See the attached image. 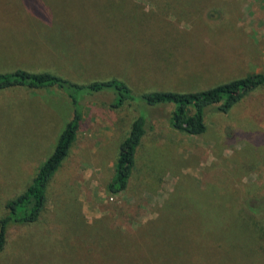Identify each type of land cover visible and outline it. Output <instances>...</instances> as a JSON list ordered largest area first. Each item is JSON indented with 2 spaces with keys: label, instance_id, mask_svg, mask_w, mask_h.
Returning a JSON list of instances; mask_svg holds the SVG:
<instances>
[{
  "label": "rangeland",
  "instance_id": "374dc122",
  "mask_svg": "<svg viewBox=\"0 0 264 264\" xmlns=\"http://www.w3.org/2000/svg\"><path fill=\"white\" fill-rule=\"evenodd\" d=\"M18 69L80 84L118 78L136 94L209 89L264 73V0H0V73ZM112 99L82 101V126L50 183L43 224L10 223L0 264L77 256L108 264L127 250L134 264H264V87L228 114L209 109L201 136L171 127L173 106L148 110L150 130L130 186L118 195L108 185L137 112L113 109ZM73 114L57 89L0 92V219L52 155ZM78 195L94 206L142 210L148 225L160 211L175 214V223H206L207 240L189 244L191 236L178 231L185 227L159 224L126 242L112 234L110 220L87 226Z\"/></svg>",
  "mask_w": 264,
  "mask_h": 264
},
{
  "label": "trees",
  "instance_id": "16d2710c",
  "mask_svg": "<svg viewBox=\"0 0 264 264\" xmlns=\"http://www.w3.org/2000/svg\"><path fill=\"white\" fill-rule=\"evenodd\" d=\"M262 87H264V73L250 74L204 90L151 91L142 94H136L118 78L80 84L52 72L37 73L18 69L0 73V92L16 88L57 89L68 96L74 109L73 118L59 137L52 155L40 167L27 189L7 203L8 213L0 219V253L5 249L7 228L10 223L31 225L41 219L47 203L50 183L69 156L81 129L82 101L86 97L110 94L113 96L110 104L113 109L131 106L137 112L128 135L120 145L114 176L108 185V192L118 195L126 192L130 186L137 165L138 149L150 130L152 118L148 110L173 106L169 118L171 127L189 136H201L208 130L209 109L216 108L217 112L228 114L250 93ZM206 222L209 223L207 220ZM205 225L198 226L203 230L206 229L207 232Z\"/></svg>",
  "mask_w": 264,
  "mask_h": 264
},
{
  "label": "crops",
  "instance_id": "0c3cea01",
  "mask_svg": "<svg viewBox=\"0 0 264 264\" xmlns=\"http://www.w3.org/2000/svg\"><path fill=\"white\" fill-rule=\"evenodd\" d=\"M76 198H77V201L79 202L78 208L81 213V218L87 226H91V225L94 226V224H96L97 222H107L108 220H110L109 228L112 234L114 235L115 232H117V235L126 237V242L128 241V239L135 242L136 240L142 238L141 236L142 234H145V232L155 233L157 231L156 228L160 227L159 224H163L169 227H172L175 225L176 227H180V226L185 227V228H180V230L178 231L180 232L181 235L184 233H187L189 234V236H191L193 241H191L189 244L194 243L195 245V242L201 243L204 240V238L207 240L206 232L205 230H203L202 232V228H199L198 226L199 224L197 225L196 223V226L192 227V222L186 221L184 217H180L181 218L180 223H175V220L173 221V217L175 214L171 217L165 216L166 211L157 212L158 213L157 217L150 220L152 222V225H148L149 222L144 221V217L142 216L143 215L142 210L141 211L139 210V213L138 211L135 210V212L133 213L131 207H127L126 209L124 206H121L122 204H117V203L116 204L109 203L105 205L100 203L101 205L94 206L93 202L90 203L86 201L87 198H82V196L80 195L76 196ZM59 199L60 198H58V200ZM47 202H48V196H47ZM98 206H100L99 211L97 210ZM118 207H121V211L118 209ZM55 209H56V204H55ZM46 210H47V203L45 205V209L43 211L40 221H38V223L35 224V226H39L43 224L42 218H43V215L46 213ZM166 214H169V212ZM186 228L187 230H185ZM33 230H35V228ZM86 230L88 231L87 232L88 236L91 237L92 232L90 231V229L87 228ZM23 232L24 231H22L21 233ZM6 239H7V242H6L5 249L3 251L4 254L7 251L8 242H9L8 228H7ZM15 240H14V245H12L11 248L15 247ZM142 242H144V240ZM184 243H188V242L185 241L184 239ZM138 256L139 255H136L134 257L137 258ZM85 259L86 257L84 256H77L71 262L70 261L66 262L63 260V263H60L61 260H58V261H59V264H91L85 261ZM39 264H45V263L41 261V263ZM108 264H134V263H131V260H129V253L127 250L126 254H123V256H121V259H119V261H115V262L108 263Z\"/></svg>",
  "mask_w": 264,
  "mask_h": 264
}]
</instances>
